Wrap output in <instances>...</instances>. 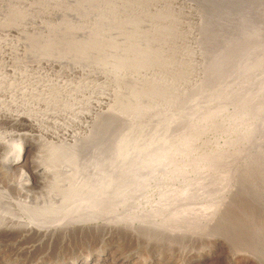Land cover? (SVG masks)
I'll use <instances>...</instances> for the list:
<instances>
[{"label": "rangeland", "instance_id": "374dc122", "mask_svg": "<svg viewBox=\"0 0 264 264\" xmlns=\"http://www.w3.org/2000/svg\"><path fill=\"white\" fill-rule=\"evenodd\" d=\"M0 1V41L20 49L12 66L17 62L26 65L29 69L25 71L33 78L63 72V78L74 85L88 80L97 66H105L103 71H108V75L114 74L113 80L110 74L107 87L117 100L132 104L119 102L127 116L120 119L108 115L99 125L89 127L90 135H96L94 142L105 145L107 161L115 159L116 153L121 152L115 146L123 144L127 148L124 158L130 163L136 157H162L165 164L173 162L174 168L187 170L192 166L191 154L180 150L181 143L188 142L187 109L199 111L215 103L221 107L223 118L210 132L201 135L195 144V158L201 156L198 153L203 160L236 152L233 160L240 159L237 149L250 138L254 143L260 138L264 122V0ZM42 57L59 59L66 63L65 67L62 72L45 68L44 73L30 67ZM3 65L1 62V68L6 66ZM1 68L4 82L0 79V83L6 84L12 75ZM74 68H79V73ZM1 89L0 99L7 88L4 85ZM217 98L226 100L219 104ZM135 100H141V115L134 114L133 106L138 105H133ZM83 110L94 113L85 104L80 107L82 113ZM80 111L70 119H58V139H69L66 133L84 130L86 122ZM237 116L247 124H232L230 117ZM2 122L0 133L10 141L23 138V133H37L29 127L21 129L14 123ZM222 162L215 166L216 170L205 167L204 174L227 172L228 165ZM245 168L247 171L236 174L225 190L210 184V194L205 193L209 198L205 194L197 198L196 209H206L204 218L197 212L191 221L186 216L169 221L160 217L154 221L155 226L153 220L139 225L140 220L149 218L143 210L139 221L116 217L138 209V205L112 202L102 209L105 214L102 210L93 212L88 206L82 217L67 219L59 214L47 218L45 227L53 232L41 239L0 235V264H76L85 257L88 262L84 264H264V157ZM162 171V176L168 175L173 167ZM5 184L0 171V186L6 187Z\"/></svg>", "mask_w": 264, "mask_h": 264}, {"label": "bare ground", "instance_id": "6f19581e", "mask_svg": "<svg viewBox=\"0 0 264 264\" xmlns=\"http://www.w3.org/2000/svg\"><path fill=\"white\" fill-rule=\"evenodd\" d=\"M25 48L26 47L24 46V49ZM19 50L20 49L13 44L10 45L9 43H6V41H0V65L1 62H4V65H6H3L4 68H1V66L0 68L1 70L5 69L8 74L10 73L12 75V79L9 82L6 80L10 77L6 78V84L0 83V89H4V85L7 88V90H4V98L0 99V122H11L20 126L21 129L23 127H29L37 133H23V138L21 137L14 141L3 138V135L0 133V171L4 174L6 179V187L0 186V235L14 234V236L21 238H29L32 236L41 239L43 236L45 237L49 235V232H53L51 228L45 227L47 218H51L52 216H55L54 218H56V215L59 216V214L67 219L78 217L81 215L83 209H86L88 206H90L88 208H91V211L99 212L112 202H129L132 206L138 205V209L132 210V207L130 208L131 210L129 209L131 213L128 211L116 217L118 219H122L123 217L126 219V217H128L129 219L132 218V220L134 218L133 221L136 220L135 218H138L137 221H139V219H143L138 217L141 215L140 211L143 210L149 218L142 221L140 220L139 225L149 222V220H153L154 225V221L160 217L164 220L166 218V220L169 221L170 219L176 220L179 217L186 216L187 219L191 221L197 217L199 214L197 212H201L199 215H203L202 217L204 218L205 213H207L206 209L198 211V209H196V202L198 201L197 198H199V196L201 197L205 193L210 194V184H213L216 187L220 186L221 190H225V188L229 187L236 174H239L243 169L247 171L245 168L246 166L250 167L254 165V163L256 165L261 157H264L263 122V132H261L260 138H257L258 141L254 143L250 138L248 140L249 142L247 141V144L244 143L243 146L240 145L241 147L237 149V155H242V158H240L242 159L241 161L240 159L233 160L232 157H234V154L235 158H237L236 152H234L233 155L231 153L234 150L230 152L231 154H229L228 157L225 156L226 154L223 155L222 153V155H220L221 157H206L207 159L204 157L202 160L201 157L203 155L198 153L201 156L195 158L193 153H196V151L198 152L197 148H195V144H197L201 135L205 133L207 134L208 131L210 132V129L214 124L216 122L221 123L220 120L223 118L222 115L224 114L221 112V107L215 106V103V105L200 109L199 111L194 108L187 109L188 119L185 139L188 138V142L187 144H185V142H180L181 145H183L180 147V150L184 152L186 151L185 153L187 154H191L189 164L192 163V166H189L187 170L174 168L175 164L173 162L165 164L162 157H136L130 163L125 160L127 158H124L125 155L123 154H125L127 148L123 144H117L115 146V150H121V152L116 153L115 159L109 162L105 157V145L102 142H94L93 136L96 135H90V128L99 125V123L108 115H115L120 119H125L124 117L127 116V111L121 106L122 104L119 103H122L125 100L122 99L123 101H120L121 98H119L120 100H117L118 97L116 98L115 93L109 90L110 87H107V82L110 81L108 80L110 79L109 76L112 73L108 75V71H103V67L105 66H100L101 68L97 66V68L95 67L96 70L89 75L88 80L80 81L77 85H74L65 80L63 75H61L66 63H63L59 59L42 57L38 62L30 64V67L39 70V72H43L42 70L45 68H54L62 73L53 74L55 77H52L53 75L50 76L49 74L46 75L39 73V77L37 75V78H33L30 76L29 71V73L25 71L29 69L26 65L24 66L21 65L20 62H17L19 66H12L14 65L13 60L16 58L15 55L20 54ZM97 64L99 63L97 62ZM116 66L119 68L120 65L117 64ZM114 68L116 67L114 66ZM114 68H112L113 73L118 74V72H114ZM74 71L78 72L79 68L78 70H75L74 68ZM1 73L3 74V71H1ZM36 73L38 74V72ZM3 76H0V79H2ZM113 76L114 74L111 75V80H113ZM150 93L152 92L150 91ZM129 96L133 97V95L130 94ZM224 98L223 100L217 98L219 104L226 100ZM139 101L136 102L135 100L134 103L132 102L133 105H137L135 102L138 103L137 106H133L136 108L135 115L142 114V107L139 106ZM244 101L248 102V100ZM82 104L88 105L89 108H93V115L89 114L90 112L88 114L85 113L87 109H85V111L83 110L84 112L82 113V110L80 111ZM127 104L125 105L127 106ZM85 107L88 108L87 106ZM82 108L84 109V107ZM78 111L82 113L81 118L84 117L86 122L85 125H83L84 130L81 133L67 131L71 132V134L65 132L70 137L69 139H58L57 137L61 130V123L58 119H70L73 117L72 115L76 114ZM230 118L233 119H230L232 124L237 123L240 119L238 116ZM234 118L237 119L234 120ZM260 118H262V116H260ZM227 120H229V118ZM239 122L241 123L242 120ZM257 122H259V120ZM242 124L247 123L242 122ZM253 124H251V126ZM49 125H52L54 128L52 129ZM48 136L51 139H48ZM244 155L246 157H244ZM221 161H223L221 164L224 163L225 165H228V169L225 167L226 170H228L227 172L224 171L218 173L212 171L210 174H207L209 173V171H207V173L204 174L205 167L214 168V170H216L215 166L217 167ZM170 166L173 167V171L169 172L168 175L162 176L160 174L164 172L162 170L169 171V169H171ZM245 170L241 173H245ZM219 192L221 191L219 190ZM220 203L222 202L220 201ZM223 204V206H226L227 203L225 204L223 202ZM175 207L177 208L172 210ZM138 211L140 213L139 215L138 213L136 214ZM102 212L104 213L103 210ZM209 213L210 212H208V214ZM83 214L85 213L83 212ZM90 214H86V216ZM134 214L137 215V217ZM94 215L96 214L94 213ZM207 215L205 217H207ZM207 218H209L210 221L211 217ZM88 219H90V217ZM160 220L159 222L162 224V220ZM115 222H119V220ZM130 223H132V221ZM58 225L60 226V224ZM58 225H56V227ZM162 226H164V224ZM171 230H173V228H171ZM97 259L99 260L100 258L98 257ZM85 262H88L87 257L79 259L76 264H84Z\"/></svg>", "mask_w": 264, "mask_h": 264}]
</instances>
